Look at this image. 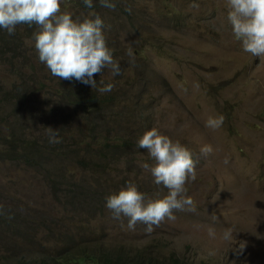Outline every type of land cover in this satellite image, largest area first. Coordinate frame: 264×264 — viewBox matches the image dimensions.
I'll return each mask as SVG.
<instances>
[{
  "label": "rangeland",
  "instance_id": "1",
  "mask_svg": "<svg viewBox=\"0 0 264 264\" xmlns=\"http://www.w3.org/2000/svg\"><path fill=\"white\" fill-rule=\"evenodd\" d=\"M193 3L199 8H191ZM132 4L137 9L136 18L128 23L123 13L121 17L109 15L105 29L121 74L112 76L105 69L93 75L98 86L113 85L110 91L101 92L108 100L102 115L110 118L96 121L88 115L63 113L57 118L63 121L60 143L67 150L63 156L56 151L45 156V128L50 126L36 106L42 91L49 92L53 94L49 109L56 112L61 100L55 94H65L68 80L53 77L45 64L36 63V58L25 68L18 63L5 64L7 60L0 62V87L4 82L6 87L0 89V152H7L10 134L17 128L35 139L38 150H42L33 167L14 155L0 154V211L21 209L25 215H33L28 207L38 209L55 217L52 229L76 234L75 241L83 239L81 245L88 248L112 244L131 247L133 252L160 255L159 260L172 253L192 264H264V57L244 52L241 42L234 38L227 21L226 0H132ZM72 5L61 0V11L74 15L78 11ZM154 8L162 9V18ZM167 14L177 25L163 20ZM29 40L23 47L26 58L33 53ZM129 46L134 64L127 55ZM33 74L39 75L43 86L29 82L22 87L29 92L26 105L20 106L17 116L11 115L17 106L5 103V96H10L8 89L28 81ZM33 87L34 92L39 90L35 98ZM217 115L225 118L222 126L207 128V118ZM85 121L96 122L97 129H104L107 121L110 136L127 141L132 149L109 153L100 166L99 157L78 158L88 155L74 146L87 135ZM152 128L178 141L197 161L195 180L190 178L185 184L192 204L183 211H174V221L165 219L151 233L145 232L146 226L141 223L129 230L127 218L114 219L106 201L101 211L90 208L91 204L74 211L60 204L61 196L56 201L48 193L51 180L59 173H73L74 184L103 191L106 197L131 182L146 198H163L168 190L156 185L150 172L141 167L154 161L137 145ZM206 144L213 151L205 157L200 149ZM225 157L228 164L223 163ZM83 176L99 178L80 185ZM210 227L214 236L209 235ZM225 229L232 230L231 239H223ZM38 233V237L44 236L48 230L40 229ZM9 238L0 227V245ZM61 245V241L52 240L46 248L51 252ZM24 248L30 249L26 245Z\"/></svg>",
  "mask_w": 264,
  "mask_h": 264
},
{
  "label": "clouds",
  "instance_id": "2",
  "mask_svg": "<svg viewBox=\"0 0 264 264\" xmlns=\"http://www.w3.org/2000/svg\"><path fill=\"white\" fill-rule=\"evenodd\" d=\"M61 0H0V29L9 35L15 33L18 25L37 26L27 42L34 47L38 60L45 64L50 74L57 78L76 81L97 87L94 74L108 69L112 76L121 74V68L113 59L112 51L106 46L103 34V21L99 16L74 20L69 12H62ZM86 7L92 8V0H83ZM102 7L114 10L113 0H99ZM227 21L231 26L234 38L241 42L244 52L255 57H264V0H226ZM191 8H199L191 4ZM130 11V9H126ZM91 13L90 16H94ZM127 55L130 63H135L132 47ZM113 85L99 88L100 92H108ZM198 87V85H196ZM223 115L209 116L205 126L219 129L224 122ZM50 143H59L58 131L45 128ZM140 149H145L153 164L143 163L141 167L150 172L153 182L162 185L168 194L160 199L146 198L137 190L135 184L129 182L117 193L106 197V208L114 219L121 216L127 218V228L134 230L137 223L144 224L145 232L151 233L165 219L174 221V211H183L192 204L186 196L185 184L196 178V164L191 152L178 141L173 142L158 129L146 131L137 141ZM213 151L211 145H204L200 152L208 156ZM228 157L223 163L228 164ZM209 235L215 231L209 228ZM232 238V230L225 229L223 239ZM243 249V244H241Z\"/></svg>",
  "mask_w": 264,
  "mask_h": 264
},
{
  "label": "trees",
  "instance_id": "3",
  "mask_svg": "<svg viewBox=\"0 0 264 264\" xmlns=\"http://www.w3.org/2000/svg\"><path fill=\"white\" fill-rule=\"evenodd\" d=\"M70 2L73 5V9H77V13L72 15L74 20L80 19L81 21L84 18H92L99 16L103 21V34L105 36V29L108 26L107 21L109 15L117 14L120 17L125 14L127 16V22H131L136 18L134 5L132 0H113L116 4L114 10L102 7L99 3V0H92L93 7L88 8L84 5L83 0H65ZM148 3L152 0H147ZM130 9V11H126ZM162 11V9H160ZM155 14L161 17V11L158 8L153 9ZM91 13H94V16H90ZM123 13V14H122ZM170 14L163 15V20H166L169 23L177 25L174 23V20L171 19ZM182 24V23H180ZM37 30L36 25L29 27L28 25H18L16 27L15 33L9 35L6 30L0 29V62L2 60H7L5 64L10 66H15L17 63L25 68L30 66L32 59L36 58V63H39L38 55L33 47V53L28 55L26 58V49H23L26 45V40L31 39L32 33ZM106 46L111 50L108 44V39L105 36ZM112 51V50H111ZM113 59L115 53L112 51ZM1 56H6L2 58ZM17 68L15 69V71ZM20 75H23V72L17 70ZM34 76L28 81H23L22 84L17 85L13 84L8 91H10V96H5L6 104L16 105L17 108L13 109V116H17V111L22 110L23 105H26L28 99L27 95L29 92L24 90L22 87L27 86L29 82L32 85L43 86L42 82L39 79L38 74H33ZM67 89L65 94H55L59 97L61 102L57 111L54 112L53 109H49L52 104L53 94L49 92L44 93L42 91V97L38 101L36 106L39 107L40 111L47 117L48 125L54 127L55 131H58V138L61 142L64 134L61 125L63 121L57 120L61 118L62 114H82L84 117L86 115L92 116L96 121L100 119L110 118L109 116H103L102 112L104 109H107L108 100L104 98L102 93L98 90L102 86H98L94 89L90 85L82 84L75 79L68 81ZM5 82L1 85L0 89L5 90ZM43 90V89H42ZM33 92L35 88L33 87ZM32 92V93H33ZM39 92L36 91L32 94V98H35L36 94ZM24 105V106H25ZM3 108L6 105H2ZM22 106V108H20ZM65 109L68 111L66 112ZM53 114L55 117H53ZM58 116V117H57ZM82 122L81 119L78 120ZM102 122V121H101ZM87 128V135L84 136L83 141L75 143V147L84 150L88 155L81 156L83 157H99L101 160L100 165H104L105 159L108 157L109 153L120 151L127 148V151L132 149V145L127 141L116 140L110 136L111 128H108V122L106 121V126L104 129H97L96 122L85 121L83 122ZM16 121H14V124ZM12 125V126H13ZM89 139V141H88ZM10 144L8 146L7 152L1 151L0 154H5L6 156L14 155L16 159H20L25 164L30 167L34 166V163H38L39 154L42 150H38V143L35 139H29V137L21 130L17 128L10 134ZM102 141L100 147H96V144ZM50 143L49 137L46 133L45 144L47 146L45 151V156L52 154L56 151L58 156H63L67 154L66 145L61 143ZM18 148L21 150L18 151ZM77 158L73 159L76 160ZM94 167V163L90 165ZM61 175L60 180L57 177ZM56 179L51 180L52 184L50 186V191L48 192L56 201L61 196L60 204L65 208L70 207L74 211L80 210L85 205H90V208L93 210H100L101 205L106 201V196L102 192L92 191L86 186H79L78 184L73 183V173L68 175H63L59 173ZM99 177L88 178L83 176L79 179L80 185H86L84 181L87 179L98 180ZM108 196V195H107ZM92 199H96L95 202H91ZM48 200V197H46ZM96 203H100L99 207H95ZM29 210L33 212V215H25L21 209H10L9 212L0 211V227L4 230L5 234L10 238L5 242V244L0 245V252L3 254V257L0 258V264H192L190 261H186L184 258L175 257L174 254L170 253L169 258L158 259L160 257H155L149 254L142 253L140 250L132 251L131 247L124 248V246H115L111 245L109 247L103 245H96L90 248L82 246L81 243L83 239L75 241L76 234L69 233H60L55 231L51 227L53 226V221L55 217L51 218L43 212L37 211L28 207ZM40 229H47L48 233L44 236L38 237V231ZM52 230V231H50ZM20 241L23 245L30 247L26 250L24 245L19 246L15 241ZM56 240L61 241L60 249H54L53 251H48L46 244L50 241ZM34 248V249H32ZM26 250V253L23 251Z\"/></svg>",
  "mask_w": 264,
  "mask_h": 264
}]
</instances>
